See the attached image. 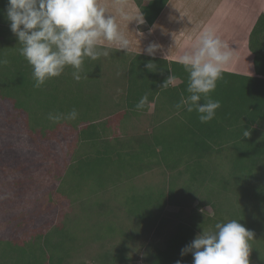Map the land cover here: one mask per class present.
I'll return each mask as SVG.
<instances>
[{
    "label": "trees",
    "instance_id": "obj_1",
    "mask_svg": "<svg viewBox=\"0 0 264 264\" xmlns=\"http://www.w3.org/2000/svg\"><path fill=\"white\" fill-rule=\"evenodd\" d=\"M132 1L143 13L146 27L154 24L169 2ZM6 5L7 0H0V58L8 60L0 66V106L7 104L15 115H23L29 135L44 141L43 153L55 159L53 176L58 184L45 192L43 208L36 202L22 211L8 210L1 217L0 264H89L72 260L86 245L102 247L105 241L116 243V249L99 252L97 262L133 264L138 259L135 236L143 231L117 227L109 218L112 200L119 201L146 232L162 225L159 220L168 205L178 207L175 226L147 251L143 264H175L177 260L192 264V254L181 257V249L202 229L232 219L254 232L250 264H264V11L248 34L252 65L247 73L223 72V80L217 81L210 94L220 100L221 107L212 121L202 124L195 111L175 107L182 95H189L188 72L176 61L146 54L133 53L125 68L127 79L120 84L122 92L112 105L101 103L98 60H85L87 76L79 82L73 79V69L66 67L59 77L34 87L32 67L18 54L21 45L10 30ZM149 62L156 68L147 69ZM145 93L148 103L137 110L135 105ZM73 108L79 113L76 120L53 123L48 119L49 113L66 114ZM144 115L150 129L144 126L146 130L131 133ZM62 125L68 132L61 130ZM244 129L249 130L248 137H243ZM66 133L76 139L78 148L61 171L56 166L60 162L55 146ZM13 150H6L0 165L23 168ZM154 168L166 183L150 181L144 185H154V189L136 191V178ZM178 180L184 189L189 187L199 195L188 210L175 197ZM27 189L24 179L14 181L15 197ZM115 190L125 194L123 201ZM74 202L85 204L79 218L65 212L55 222L58 204Z\"/></svg>",
    "mask_w": 264,
    "mask_h": 264
},
{
    "label": "clouds",
    "instance_id": "obj_2",
    "mask_svg": "<svg viewBox=\"0 0 264 264\" xmlns=\"http://www.w3.org/2000/svg\"><path fill=\"white\" fill-rule=\"evenodd\" d=\"M5 12L10 30L21 45L18 54L32 67L36 88L59 77L66 67L73 69V79L79 82L87 76L83 72L86 59L107 58L113 50L127 52L131 41L121 30L117 16L127 29L132 21L137 25L145 23L143 13L127 11L124 0H120L115 14L101 0H7ZM158 47L150 44L144 52L152 56ZM232 58L231 47L212 28L204 29L190 50L176 59L189 74V95H182L176 109L183 108L188 113L195 111L202 124L212 121L221 102L212 99L210 94L216 90L217 81L223 80L224 66ZM7 63L6 58H0V66ZM145 67L152 70L156 65L149 62ZM147 103L148 93H145L135 107L141 110ZM78 115L73 108L66 114L49 113L48 119L57 123L76 120ZM249 135V130L244 129L243 137ZM238 221L217 222L210 230L202 229L181 249L180 256L191 253L192 264H250V242L254 240V232ZM175 264H182V261L177 260Z\"/></svg>",
    "mask_w": 264,
    "mask_h": 264
},
{
    "label": "rangeland",
    "instance_id": "obj_3",
    "mask_svg": "<svg viewBox=\"0 0 264 264\" xmlns=\"http://www.w3.org/2000/svg\"><path fill=\"white\" fill-rule=\"evenodd\" d=\"M132 4L135 7H132ZM130 8H132L130 11ZM136 8V9H135ZM127 10L130 13H137L139 9L132 0H128ZM264 10V0H169L153 28L146 27L145 24L137 25L135 21L130 22V27L138 26L140 31H143L142 41L143 48L135 51L145 49V46H149L152 43L158 42L165 48L169 46L175 51V54L182 53L186 47L187 40L185 33L189 31V27L194 24H206L208 28L218 30L219 37L222 41L227 42L231 49H238L240 66L249 62V67L252 65V54L247 48L248 34L255 22L257 15ZM118 23L124 24L123 21ZM134 23V25H133ZM123 25L121 30L123 31ZM138 30V31H139ZM127 36L134 34L133 28L127 29L125 32ZM185 36V37H184ZM218 36V35H217ZM139 38V35H136ZM190 38V37H188ZM139 40V39H138ZM134 45V44H132ZM136 47V46H135ZM129 50H133L130 47ZM144 51V50H142ZM134 54L112 51L111 55L107 58L101 57L98 60V77H100V91L102 95L101 103L103 106L112 105L113 101L117 99V93L121 91L120 84L127 79L128 61L134 58ZM249 69V68H248ZM125 72V73H124ZM147 115L140 118L137 121V125L134 124L136 129L131 130V133L139 131V129L148 127ZM0 157L4 156L9 148H13L15 151L14 156L19 158V162L23 168L5 167L0 165V227L3 215L11 209L21 210L29 205L42 203V207L47 200L45 192L50 189H54L58 184L57 177L53 176L55 159L49 155L43 153L44 141L36 137V135H29L26 128L25 118L23 115H15L9 110L8 105L1 103L0 106ZM135 121V119L133 120ZM147 125H146V124ZM9 125V127H7ZM127 126V125H126ZM133 126V124H132ZM144 127V129H145ZM145 129V130H146ZM61 130L67 131L68 128L65 125L61 126ZM143 131V130H142ZM140 131V132H142ZM62 132V133H63ZM36 137V139L34 138ZM78 148L76 139L66 133V137L55 146V151L59 154V169L64 170L70 161L73 152ZM40 157V159H38ZM41 161L39 165L37 163ZM152 171V170H151ZM164 174V173H163ZM167 177V175H166ZM24 179L28 185V189L25 193L21 194L19 198L14 196V181ZM150 181L163 183V176L159 170L153 169L152 172H146L141 179L135 180L137 187H134L136 191H143L148 188L154 189V185L147 186L144 183H150ZM139 185V186H138ZM49 188V189H48ZM142 188V189H140ZM189 187L183 186L182 180H178L175 186V197L180 199L185 209L193 207L199 200V195L193 193ZM193 189V188H192ZM115 195L122 201L125 199V194L115 190ZM38 196V197H36ZM14 199L15 203H10L11 199ZM85 205V204H84ZM81 203L74 202L71 205L68 203L58 204L57 212L55 214V222H59L63 214L67 212V215H77L79 218L82 210ZM108 207L112 210L109 218L114 222L117 227L122 229H129L133 231H143V234H136L137 247L135 254L137 260L133 264H143V258L148 250H152L153 245L156 242H162L163 239L169 234L175 226L174 212L178 210L175 205H168L163 211L159 220L162 225H157V231L146 232L141 229L135 222V218L129 217L125 209L120 202L112 200L109 202ZM206 210L212 213V209L206 206ZM4 220V219H3ZM2 230L0 229V232ZM139 235V236H138ZM135 240V242H136ZM141 244L140 246L138 244ZM104 246L100 247L99 243H90L83 247L77 256L72 260L76 263L79 260H84L89 264H100L97 262L96 257L99 252H113L116 249V243L105 241ZM144 244V245H143ZM143 245V247H142Z\"/></svg>",
    "mask_w": 264,
    "mask_h": 264
},
{
    "label": "crops",
    "instance_id": "obj_4",
    "mask_svg": "<svg viewBox=\"0 0 264 264\" xmlns=\"http://www.w3.org/2000/svg\"><path fill=\"white\" fill-rule=\"evenodd\" d=\"M119 2H120V0H101V3H103V4H105V5H107V7H108V10L110 11V12H112L113 14H115V12H116V8L119 6ZM124 4L126 5V10H127V8H128V0H124ZM132 7H135L133 4H132ZM132 8H130V11H132L131 10ZM136 9V8H135ZM128 11V10H127ZM264 11V10H263ZM136 13V12H135ZM134 12L132 13V14H135ZM161 14V13H160ZM158 19V18H157ZM157 19H156V21H157ZM120 21V19H119V16H117V22H119ZM133 22V21H132ZM124 24H121V25H123V31L124 32H126L127 31V28L125 27V22H123ZM133 25H134V23H133ZM153 25H155V22H154V24ZM153 25L152 26H150L151 27V29L153 28ZM131 25H130V23H129V25H128V29H130V28H133V30H134V34L133 35H131V36H129L128 38L130 39V41H131V47H132V49L133 50H128L126 53H131V54H133V53H135V51H137V50H139L140 48H143L144 46H142L143 44V41H142V36L141 35H139V38H137L136 37V35H138L137 33H142L143 34V31H140L139 30V28H138V26L136 27L135 25L134 26H132V27H130ZM209 26H206V24H198V25H196V24H194L193 26H190L189 27V31L188 32H186L185 33V36H186V38H187V40H185L184 42L185 43H187V47H186V49L184 50V51H187V50H190V48H191V46H192V44L194 43V41H195V38L196 37H198V35L204 30V29H206V28H208ZM139 30V31H138ZM215 31V34L216 35H218L219 36V34H218V30H214ZM126 34V33H125ZM127 35V34H126ZM184 36V37H185ZM188 37H190V38H188ZM139 39V40H138ZM224 41H226V40H224ZM226 44H228L227 42H225ZM132 44H134V45H132ZM151 44H155V43H152L151 42ZM156 45H158L159 47L156 49V51H155V54L154 55H152V56H154V57H158V58H161V59H166V60H173V61H176V59H177V57L179 56V55H181V54H183V52L182 53H180V54H175V51H173V49L172 48H169V46L168 47H164L163 45H161L159 42L156 44ZM230 45V44H229ZM136 46V47H135ZM146 48L148 47V46H145ZM229 47H231V46H229ZM142 50H144V49H142ZM138 51L137 53H139L140 52V54H146L144 51ZM118 51H121V52H123L124 53V51L123 50H118ZM233 51V58H232V60H231V62L230 63H228L227 65H225L224 66V71L225 72H236V73H239V72H241V73H247L248 72V68H249V62H246V64H243L242 66H240V61H239V57H238V55H239V51H238V49L236 50V49H233L232 50ZM147 55V54H146ZM125 73V72H124ZM119 93V92H118ZM117 93V94H118ZM152 110V109H151Z\"/></svg>",
    "mask_w": 264,
    "mask_h": 264
}]
</instances>
